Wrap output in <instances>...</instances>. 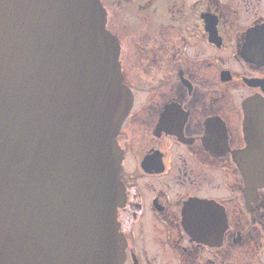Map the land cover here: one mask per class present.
Here are the masks:
<instances>
[{"label": "flooded vegetation", "instance_id": "1", "mask_svg": "<svg viewBox=\"0 0 264 264\" xmlns=\"http://www.w3.org/2000/svg\"><path fill=\"white\" fill-rule=\"evenodd\" d=\"M132 108L116 139L122 264H264L244 104L264 95V0H102Z\"/></svg>", "mask_w": 264, "mask_h": 264}, {"label": "water", "instance_id": "2", "mask_svg": "<svg viewBox=\"0 0 264 264\" xmlns=\"http://www.w3.org/2000/svg\"><path fill=\"white\" fill-rule=\"evenodd\" d=\"M102 0H0V264H122L116 139L133 94ZM264 186V95L244 104Z\"/></svg>", "mask_w": 264, "mask_h": 264}]
</instances>
